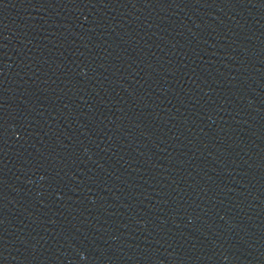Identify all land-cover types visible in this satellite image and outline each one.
I'll return each instance as SVG.
<instances>
[{
	"label": "water",
	"instance_id": "1",
	"mask_svg": "<svg viewBox=\"0 0 264 264\" xmlns=\"http://www.w3.org/2000/svg\"><path fill=\"white\" fill-rule=\"evenodd\" d=\"M0 264H264V0H0Z\"/></svg>",
	"mask_w": 264,
	"mask_h": 264
}]
</instances>
